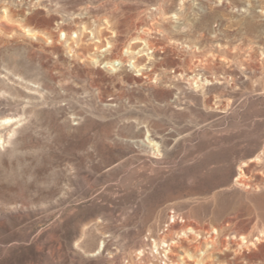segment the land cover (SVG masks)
Returning a JSON list of instances; mask_svg holds the SVG:
<instances>
[{"label":"rangeland","instance_id":"1","mask_svg":"<svg viewBox=\"0 0 264 264\" xmlns=\"http://www.w3.org/2000/svg\"><path fill=\"white\" fill-rule=\"evenodd\" d=\"M0 125V264H264V0H0Z\"/></svg>","mask_w":264,"mask_h":264},{"label":"bare ground","instance_id":"2","mask_svg":"<svg viewBox=\"0 0 264 264\" xmlns=\"http://www.w3.org/2000/svg\"><path fill=\"white\" fill-rule=\"evenodd\" d=\"M26 32L28 33V35H31V36L35 34L31 29H27ZM134 63H135V61H134ZM115 64H116V62H114L112 65L115 66ZM141 74H142V72L140 73V75ZM145 77H147V76H145ZM196 83L198 84V82H196ZM202 85H204V83H202ZM0 126H2V125H0ZM260 158H263V156H259L258 160ZM245 166H246V164H245ZM239 170L242 172V174H240L238 181H240V179L244 177V173H243V170L241 169V167L239 168ZM173 212H172V215H173L172 217H174L175 220L171 217L172 223H170V225L173 226L172 224L176 223V221L179 220L180 218L185 220L183 223L184 224L187 223V225L182 228L183 237L186 239V242H188L187 240H190L194 244V246L192 248H189V250L186 252V258H192V260H194L195 264H210V261L208 262V259L212 256L213 253L209 254V256H208L209 258L208 257L206 258V257L200 255V253L203 250V243L206 242L207 244H211L212 245L211 247L215 249L217 247V242H219V240H220V231L216 232V234L208 233V235L206 237H203V235L200 233V231H198L197 228L194 227L193 223L188 222L189 219H187V217L185 215H177V214L174 215ZM170 225H168V227H170ZM215 231H217V230H215ZM164 234L165 235L162 236L161 239H157L159 246H161V245L166 246V243H168V241L172 242L171 244L178 243V240L175 237L170 238V236H169L170 232L167 233V235H166V233H164ZM180 236H179V238L182 237V236L181 237ZM255 236L258 237V238H256V240L258 242L255 241ZM238 238L239 239H237V240H231L230 242H228V245L234 244V243L237 245V249L234 250L235 253L248 252V251H251L253 249H257L258 244H261L262 241L264 242V231L256 233V234L250 233L249 235L238 236ZM143 253L144 252L139 253V256L140 257L143 256ZM212 264H213V262H212Z\"/></svg>","mask_w":264,"mask_h":264},{"label":"built area","instance_id":"3","mask_svg":"<svg viewBox=\"0 0 264 264\" xmlns=\"http://www.w3.org/2000/svg\"><path fill=\"white\" fill-rule=\"evenodd\" d=\"M115 62H116L115 67L118 69H123V68L127 69V70L131 69L130 65L128 64V61H127V63H125L123 60H117ZM125 64H126V66H125ZM132 64H135L134 61L132 62ZM134 74L137 75L136 73H134Z\"/></svg>","mask_w":264,"mask_h":264}]
</instances>
